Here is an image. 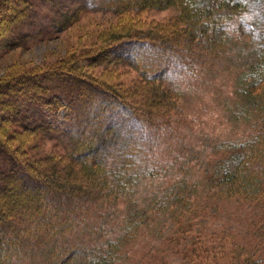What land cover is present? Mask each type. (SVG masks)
Masks as SVG:
<instances>
[{
  "label": "trees",
  "instance_id": "1",
  "mask_svg": "<svg viewBox=\"0 0 264 264\" xmlns=\"http://www.w3.org/2000/svg\"><path fill=\"white\" fill-rule=\"evenodd\" d=\"M13 1L15 8L3 12ZM252 3L109 0L104 8L122 15L123 22L108 29L97 45L0 75V161H7L0 164V264H21L30 256L40 258V264H72L78 258L82 264H115L121 258L122 239L130 235L124 217L118 226L125 227L122 237L113 236L114 229L105 225L99 228L104 229L100 235L87 242L91 244L87 250H79L92 212L102 215L113 204L130 206L142 186L165 180L169 168L145 151L134 132L125 135L127 127L121 119L138 121L141 133L152 137L185 121L183 93L166 80L165 57L173 50L180 71L215 60L210 58L220 55L228 38L226 21L249 12ZM32 5L31 0H0V38L24 20ZM168 7L176 9L175 16L146 31L128 21L127 14ZM81 8L98 9L78 6L64 16L58 30H65ZM202 56L209 58L199 59ZM113 64L129 66L138 80L130 88H121L95 73ZM237 93L234 115L250 121L252 131L215 147L201 183L187 172L178 173L173 183L180 192L177 197L167 198L171 183H166L162 195L159 190L150 192L135 212L136 228H148L159 216L169 214L175 223L189 220L197 215L195 192L201 189L208 197L264 210V52L241 71ZM30 106L50 116L62 115L65 124L61 127L25 114ZM58 132L66 147L41 151V139H51ZM214 258L211 263L228 264Z\"/></svg>",
  "mask_w": 264,
  "mask_h": 264
},
{
  "label": "rangeland",
  "instance_id": "2",
  "mask_svg": "<svg viewBox=\"0 0 264 264\" xmlns=\"http://www.w3.org/2000/svg\"><path fill=\"white\" fill-rule=\"evenodd\" d=\"M108 1L31 0L33 5L24 20L0 38V75L13 67L48 64L97 45L108 29L123 22L122 15L104 8ZM15 5L14 1L9 3L3 12H10ZM83 5L98 9L81 8L78 17L65 30L59 31L64 16ZM175 14L176 9L168 7L127 15L128 21L137 24L140 31H146ZM234 21L238 22V27H229L220 55L210 58L215 60L204 64L198 62L192 71H180L181 63L173 50H169L165 57L169 63L165 78L183 93L182 116L185 121L176 123L174 128L163 129L159 133L163 135L152 137L150 133H141L138 121L121 119L127 127L125 135L129 137V132H134V136L144 143L145 151L169 167L167 181L159 180L142 186L137 200L130 206L113 204L102 215L92 212L89 232L84 238L86 241H79V250H87L91 245L87 242L100 235L104 229L99 228L106 225L107 229H114L113 236L122 237L125 227L130 233L128 239H122L123 255L115 264H214L210 260L213 256L214 260L228 264H240V261L242 264H264V210L261 206L208 197L201 189L195 192L197 215H191L189 220L175 223L169 214L159 216L148 228H136L137 221L134 220L136 210L142 207V201L150 192L159 190V195H162L161 190L166 183H171L167 198L177 197L180 192L177 184L173 183L178 173L187 172L201 183L206 161L215 157V147L220 142L242 139L252 131V123L236 118L234 110L241 71L264 52V41L258 43L253 39V33L258 29L264 33V0H253L250 11ZM208 58L202 56L199 59ZM95 73L121 88H130L138 80L136 72L124 64L99 67ZM25 114L44 117L61 127L65 124L62 115L50 116L35 106L27 107ZM64 147L66 140L59 132L51 139L44 137L39 142V149L45 153ZM6 163V159L0 161V164ZM123 217L126 226L118 229L119 220ZM106 234L111 233L107 230ZM214 252L220 253L219 257ZM40 262V258L30 256L21 264ZM72 264L82 263L78 258Z\"/></svg>",
  "mask_w": 264,
  "mask_h": 264
},
{
  "label": "clouds",
  "instance_id": "3",
  "mask_svg": "<svg viewBox=\"0 0 264 264\" xmlns=\"http://www.w3.org/2000/svg\"><path fill=\"white\" fill-rule=\"evenodd\" d=\"M250 21H251V17H249ZM226 24L232 28L235 29L238 27V22L237 21H226ZM253 39L257 40V42L259 43L260 41H264V33H261L259 31V29L257 30V32L253 33Z\"/></svg>",
  "mask_w": 264,
  "mask_h": 264
}]
</instances>
